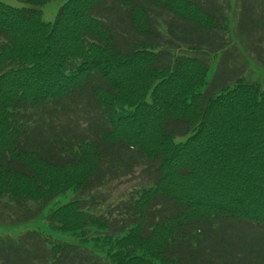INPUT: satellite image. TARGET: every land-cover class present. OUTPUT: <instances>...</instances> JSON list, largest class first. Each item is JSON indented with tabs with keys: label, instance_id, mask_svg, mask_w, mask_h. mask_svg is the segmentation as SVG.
<instances>
[{
	"label": "trees",
	"instance_id": "obj_1",
	"mask_svg": "<svg viewBox=\"0 0 264 264\" xmlns=\"http://www.w3.org/2000/svg\"><path fill=\"white\" fill-rule=\"evenodd\" d=\"M15 1L0 0V225L42 215L77 243L0 236V264H264V87L241 64L264 68V0H66L53 22L55 0Z\"/></svg>",
	"mask_w": 264,
	"mask_h": 264
},
{
	"label": "rangeland",
	"instance_id": "obj_2",
	"mask_svg": "<svg viewBox=\"0 0 264 264\" xmlns=\"http://www.w3.org/2000/svg\"><path fill=\"white\" fill-rule=\"evenodd\" d=\"M4 1L5 3L14 5V6H22V4L18 3L15 0H1ZM66 0H55L52 3H49L43 8L44 11V20L53 22L55 20V17L59 11V8L61 5L65 2ZM235 2H238L239 0H234ZM239 8V7H238ZM236 12V11H235ZM239 10L233 15L232 18V24L234 26L237 25V20H238V15ZM238 38V37H237ZM243 39V38H242ZM244 40V39H243ZM245 41V40H244ZM239 43H241L238 40ZM242 44V43H241ZM264 47V43L262 45ZM245 50V49H244ZM241 56V64L247 71V73L254 79L256 82H259L263 87H264V68L259 65L256 61L255 54H252L250 52ZM218 61L215 60L212 63L211 69L208 74V79H211L215 72L217 71L218 68ZM142 170L138 169V171L135 172V174L131 178H127V180H123L121 184L114 183L112 184V187H108L110 190V195H112L113 200H118L121 198H125L129 196V193L135 190V187L142 184L144 181V178L142 177ZM73 197V194L70 192L64 196H60L56 198L53 202H51L47 207H46V212L48 208H55L59 207L61 205H64L68 203ZM243 226H246V224H238V229L242 228ZM34 231H39L48 235L53 236L54 238L60 239L67 241L69 243H77V238L72 236L71 234L67 233H62L60 231L52 229L46 220H44V216H39L36 219L24 223V224H18V225H0V236L2 237H11V238H18L26 233L29 232H34ZM227 234H258L255 230H251L250 232H245V231H236V232H231L228 231ZM92 246V244H90Z\"/></svg>",
	"mask_w": 264,
	"mask_h": 264
}]
</instances>
